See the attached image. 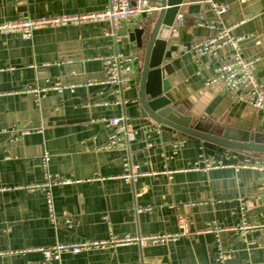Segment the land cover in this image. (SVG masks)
Listing matches in <instances>:
<instances>
[{"label": "crops", "instance_id": "1", "mask_svg": "<svg viewBox=\"0 0 264 264\" xmlns=\"http://www.w3.org/2000/svg\"><path fill=\"white\" fill-rule=\"evenodd\" d=\"M214 1L229 5L223 24L244 37L241 53L258 58L253 70L264 82V0ZM106 2L0 0V22L91 13ZM178 6L181 25L163 55L176 104L214 132L239 126L241 136L246 130L264 134L263 111L239 102L223 83L205 85L230 59V48L215 55L188 50L213 34L195 21L199 13L211 17L208 3L182 0ZM147 17L122 22L118 40L105 35L110 25L103 21L45 26L28 39L0 34V264H264V169L243 166L264 153L177 136L142 114L137 76L119 100L104 82V57L115 52L138 56L132 66L139 69L141 53L128 33ZM54 83L61 92L50 87ZM116 116H126L137 131L128 149L104 148L106 120ZM178 141L183 144L174 150ZM205 158L222 164L205 169ZM126 161L139 165L134 183L119 177ZM66 178L71 182L49 188L53 222L44 185ZM181 217L185 233L169 242L68 251L51 261L39 250L111 234L181 233ZM241 221L252 227L235 230ZM211 224L224 231L216 236L206 230Z\"/></svg>", "mask_w": 264, "mask_h": 264}, {"label": "built area", "instance_id": "2", "mask_svg": "<svg viewBox=\"0 0 264 264\" xmlns=\"http://www.w3.org/2000/svg\"><path fill=\"white\" fill-rule=\"evenodd\" d=\"M160 0H107L105 7L101 10L91 13H79L74 15L62 14L45 15L40 17H26L21 16L11 21L0 22V34L8 35L11 33H19L23 38L28 39L34 30L44 28L45 26L62 27L63 25H79L81 22H97L103 21L109 23L110 28L105 30L106 36H112L114 40H118L119 35L117 29L121 27L122 22H131L134 18L140 16H148L153 12L160 10ZM208 3L211 11V17L206 18L202 13H199L195 17L198 25L205 26L213 32L211 36L201 38L198 41L192 42L188 50L195 55L210 54L215 55L216 51L223 46H228L231 50L230 59L222 62L214 70L213 75L208 77L205 81L206 86L223 83L225 88L235 99L244 103L252 108L264 112V82L258 80L253 65L258 58L246 59L240 50V42L244 37L232 36L231 28L223 24L222 16L229 10V5L225 3L215 2L214 0H202ZM186 49V46H184ZM138 59V56L124 55L120 52L104 57V74L106 78L104 80L108 85L114 86V91L117 100L121 98L124 89L129 87L131 77L126 75L127 72L133 71V62ZM57 92H61L64 88L59 83H54L50 86ZM37 89H35L36 91ZM38 92V91H36ZM107 126L110 128V132L105 142V149H128L136 138V129L131 125L126 116L111 117L106 120ZM183 142L178 141L173 145L174 150L181 146ZM49 155L45 153L42 158L44 167H47ZM222 161L214 162L208 158H205V169L219 167ZM244 167H260L264 169V159L256 158L254 162L250 160L243 164ZM139 165L133 164L130 161L124 163V170L119 175L126 183H134L139 177ZM71 182L70 179L64 180L55 179L49 180L44 186L48 187L46 192V201L50 218L55 221V213L53 210V198L50 194L49 188L55 184H67ZM248 207L244 203V207ZM70 224V221H66ZM181 233H154L152 235H109V237L102 240H89L85 239L77 243H55L46 248H40L46 261L52 259H58L63 252L80 253L86 250L103 249L108 246H118L120 244H154L155 242H169L174 240L179 235L184 234L185 231V219H179ZM244 221L239 223V226L235 230H247L251 228ZM206 230H213L216 236L219 235L224 228H219L215 224L208 225ZM222 257V255H221Z\"/></svg>", "mask_w": 264, "mask_h": 264}, {"label": "water", "instance_id": "3", "mask_svg": "<svg viewBox=\"0 0 264 264\" xmlns=\"http://www.w3.org/2000/svg\"><path fill=\"white\" fill-rule=\"evenodd\" d=\"M160 10L149 14L144 23L134 27L128 38L136 43L141 53L139 69L126 73L138 77L139 103L142 114L163 128L173 130L177 136L205 140L233 150L264 153V134L246 130L238 135L236 128L223 127L218 132L204 128L176 104L170 92L167 75L171 74L169 63L163 64L167 42L174 39L181 25L179 15L182 0H160ZM145 15H143L144 17Z\"/></svg>", "mask_w": 264, "mask_h": 264}, {"label": "trees", "instance_id": "4", "mask_svg": "<svg viewBox=\"0 0 264 264\" xmlns=\"http://www.w3.org/2000/svg\"><path fill=\"white\" fill-rule=\"evenodd\" d=\"M240 151V150H239Z\"/></svg>", "mask_w": 264, "mask_h": 264}]
</instances>
